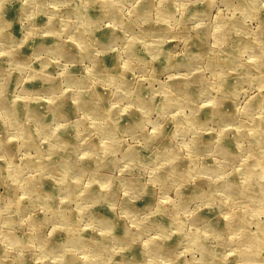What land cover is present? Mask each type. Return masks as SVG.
I'll return each instance as SVG.
<instances>
[{
  "label": "clouds",
  "instance_id": "clouds-1",
  "mask_svg": "<svg viewBox=\"0 0 264 264\" xmlns=\"http://www.w3.org/2000/svg\"><path fill=\"white\" fill-rule=\"evenodd\" d=\"M0 264H264V0H0Z\"/></svg>",
  "mask_w": 264,
  "mask_h": 264
},
{
  "label": "rangeland",
  "instance_id": "rangeland-1",
  "mask_svg": "<svg viewBox=\"0 0 264 264\" xmlns=\"http://www.w3.org/2000/svg\"><path fill=\"white\" fill-rule=\"evenodd\" d=\"M172 45H168V47H171ZM29 87H32V85H29Z\"/></svg>",
  "mask_w": 264,
  "mask_h": 264
}]
</instances>
